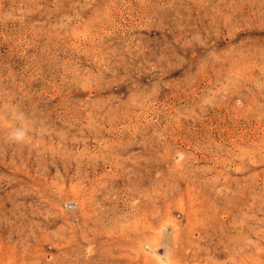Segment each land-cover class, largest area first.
<instances>
[{
    "label": "rangeland",
    "instance_id": "obj_1",
    "mask_svg": "<svg viewBox=\"0 0 264 264\" xmlns=\"http://www.w3.org/2000/svg\"><path fill=\"white\" fill-rule=\"evenodd\" d=\"M0 264H264V0H0Z\"/></svg>",
    "mask_w": 264,
    "mask_h": 264
},
{
    "label": "clouds",
    "instance_id": "obj_2",
    "mask_svg": "<svg viewBox=\"0 0 264 264\" xmlns=\"http://www.w3.org/2000/svg\"><path fill=\"white\" fill-rule=\"evenodd\" d=\"M16 138H17V139H19V138H20V136H16Z\"/></svg>",
    "mask_w": 264,
    "mask_h": 264
},
{
    "label": "bare ground",
    "instance_id": "obj_3",
    "mask_svg": "<svg viewBox=\"0 0 264 264\" xmlns=\"http://www.w3.org/2000/svg\"><path fill=\"white\" fill-rule=\"evenodd\" d=\"M77 15V14H76Z\"/></svg>",
    "mask_w": 264,
    "mask_h": 264
}]
</instances>
